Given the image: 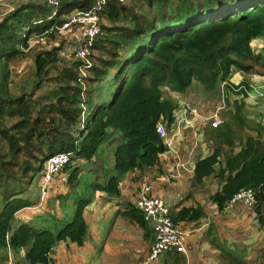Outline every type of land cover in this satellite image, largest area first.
Returning a JSON list of instances; mask_svg holds the SVG:
<instances>
[{
  "label": "trees",
  "instance_id": "1",
  "mask_svg": "<svg viewBox=\"0 0 264 264\" xmlns=\"http://www.w3.org/2000/svg\"><path fill=\"white\" fill-rule=\"evenodd\" d=\"M43 1L0 14V250L4 260L10 249L18 253L30 246L25 264H47L60 240L83 242L87 226L82 212L91 201L83 196L84 187L116 193V176L98 185L99 178H90L100 175L96 157L102 144L115 146L116 175L140 168L162 150L155 125L159 116L171 120L174 110L156 94L166 76L182 91L203 71L206 77L221 73L223 79L233 66L246 71L248 65L238 57L250 58L251 40L264 32L258 16L264 0H107L101 14L110 24L100 23L86 57L90 63L75 60L64 70L65 79L75 83L67 86L70 93L47 101L36 96L39 82L29 93L11 92L9 62L23 55L33 35L55 33L73 10L89 11L94 1ZM60 48L34 55L37 78L54 64ZM240 110L241 105L233 116L242 123ZM214 136L218 145L222 139L234 143L233 134L216 131ZM58 155L66 157L61 170L74 191L61 197L66 201L63 215L51 218L49 226L23 223L12 230L14 213L36 205L28 188L39 180L40 187L38 171ZM226 171L220 176L227 182L215 194L219 208L248 189L256 195L262 219L264 142L250 138L236 156L226 158Z\"/></svg>",
  "mask_w": 264,
  "mask_h": 264
},
{
  "label": "crops",
  "instance_id": "2",
  "mask_svg": "<svg viewBox=\"0 0 264 264\" xmlns=\"http://www.w3.org/2000/svg\"><path fill=\"white\" fill-rule=\"evenodd\" d=\"M232 74L229 82L238 83L239 72L232 71ZM244 84L249 87L245 95H239L244 103L240 110L244 122H226L223 127L218 125L212 129L209 117L194 108L193 115L185 113L182 121H179L182 117L179 114L171 120L159 116L155 133L162 141V150L156 151L155 159L141 164L140 168L116 175L115 146L102 144L104 150L102 148L99 153H105L109 170L106 172L103 164L100 175L90 178L92 181L99 178L94 182L98 185L116 176L117 191L108 193L84 187L83 196L91 198L82 212L87 226L84 240L81 244L58 241L52 248V251L55 248L56 255L49 256L47 264H143L155 241L154 228L136 207V197L143 184L150 186V195L165 201L169 216L184 231L188 248L187 253H162L148 264H264V217L259 220L261 214L257 213L256 201L251 208L240 199L231 204L228 201L219 208L215 196L227 182L220 176L221 170L225 171L224 175L228 174L226 158L236 156L250 138L264 142V73L263 76L252 75ZM227 93L229 103L226 109L232 118H236L233 116L238 113L233 101L236 95ZM183 102L179 99L175 102V113L181 112ZM252 102H255L253 108L249 107ZM219 110L217 107L214 112ZM249 114L253 115V122L249 121ZM158 124L164 126L163 137L157 132ZM250 124H254V129H261L263 134L252 130ZM236 130L239 131L235 133ZM216 131L233 134L234 143L237 142L234 146V143L229 145L222 139V144L232 150L224 156L221 145L216 142L214 149L211 145ZM40 175L42 173L39 179ZM62 175L65 177L66 174L62 172ZM59 181H56V187L60 186ZM37 204L25 209L37 210Z\"/></svg>",
  "mask_w": 264,
  "mask_h": 264
},
{
  "label": "rangeland",
  "instance_id": "3",
  "mask_svg": "<svg viewBox=\"0 0 264 264\" xmlns=\"http://www.w3.org/2000/svg\"><path fill=\"white\" fill-rule=\"evenodd\" d=\"M32 1H40L44 2L43 0H32ZM93 6H95V11L100 19V23L104 25H109L110 21L106 19L102 14L104 10V4L107 3V0H93ZM125 2V0H120ZM31 2V0H0V14H3L4 10L9 12L15 6H18L22 3ZM106 2V3H105ZM92 6V7H93ZM77 10H73L70 13V17L76 12ZM82 11V10H78ZM87 12V11H86ZM102 13V14H101ZM260 19L264 21V10L258 15ZM29 45L27 48H24L23 55L19 57L13 58L9 62V81H10V90L12 93H21L31 92L34 87L36 86V82H39V86L36 89V96L41 99L46 98L47 101L49 99H54L56 95L63 93L69 94L70 91L67 88L68 85L73 86L75 83H70L64 77V70L71 66V64L75 60H80L86 64L90 63V59L81 58L75 56L74 53V40L70 32L66 30H62L61 26L56 29L55 33L52 32L49 35H33L29 40ZM61 47L60 50H57V58L54 64L45 71L44 75L41 78H37L35 75V66H34V55L37 52L43 51H50L52 48ZM250 58H241L238 57V60L242 62L243 65H248L246 71L240 70L237 66H233L230 69L228 77L223 79L222 74L214 77H206L205 71L201 73L199 76H195L192 79V83L189 87L184 90H179L175 86L174 82L170 81L169 78L166 76L164 81L159 83L156 88V94L159 100L164 104L168 103L171 106H175V102L177 100H183L185 104L181 103L183 107L187 106L191 109H196L198 113L207 115L209 117V126L211 127V122L213 115H217L220 119L219 127H223L226 122H237L241 123V119L232 118V116L227 111V105L229 100L227 98V91L236 95L235 105H243L244 103L240 101L241 97L240 94H244L249 90L248 85H245L246 79L252 77V75L263 76L264 73V32L251 40L250 43ZM213 71V70H212ZM232 71H238L241 78L240 80L236 81L238 83H232L237 85V87H230L229 78L232 77ZM78 72L82 76H86V72L84 70H78ZM212 74V72H211ZM232 74V75H231ZM249 76V77H248ZM243 80V81H242ZM240 81V82H239ZM242 85V88H238L239 85ZM251 84H254L253 82ZM85 86V84H84ZM264 88V86H263ZM256 99V96L253 98ZM255 102H252L253 104ZM255 104L250 105L249 107H254ZM178 110L180 106H178ZM220 107V110L214 112V110ZM176 107H174L173 115L176 112ZM244 111V110H243ZM253 115L249 114V121L253 122L252 119ZM223 122V123H222ZM250 128L254 129V124L249 125ZM218 127V128H219ZM213 129V128H212ZM258 130V129H254ZM239 130H236L237 133ZM258 132L263 134L261 129ZM257 132V133H258ZM253 133V132H251ZM210 141V140H209ZM109 144V142H106ZM213 149L216 147V142H212ZM237 145V142L234 143V146ZM101 148H103L101 146ZM236 148V147H235ZM221 149L223 151L222 156L226 155L227 152L232 151L226 144H221ZM104 150V148H103ZM107 152L106 154H108ZM105 153H100L97 155L96 160L99 165L105 164V171L107 172L108 169V162L106 158H104ZM102 161L100 160L101 158ZM109 159V158H108ZM65 163L62 164V166ZM46 165V164H45ZM61 166V167H62ZM45 167V166H44ZM41 171V172H40ZM43 172V169L38 171V175ZM65 179V180H64ZM51 181L47 184H44L46 190L41 193L39 189L38 182L36 185L29 187L28 192L32 191V198L35 200L34 204L39 205L37 210L34 209H20L13 215V223H12V230L16 229L19 225L23 223L30 224L32 226H37V222H40L38 226L50 225L51 218H56L63 213V207L66 201L62 203L61 197L63 199L66 195H73L74 191H72V187L67 184L66 178L62 175V170L59 168L54 176L50 179ZM60 180V186L56 187V181ZM64 180V181H62ZM41 184V183H40ZM41 186V185H40ZM52 187V189H51ZM56 187V188H55ZM74 187V186H73ZM40 197V201H39ZM65 200V199H64ZM39 201V202H38ZM37 202V203H36ZM48 203V204H47ZM36 206V205H34ZM69 210V209H67ZM68 211H66L67 213ZM39 215V216H38ZM62 215V214H61ZM33 218H30L32 217ZM61 226V224L59 225ZM11 230V231H12ZM30 249V246L21 247L18 249V253L13 252L10 249V252L6 255V258L3 260V250H0V264H25L24 255L27 250ZM55 249V248H54ZM51 250L48 256H55L56 251ZM9 255V256H8ZM50 258V257H49Z\"/></svg>",
  "mask_w": 264,
  "mask_h": 264
},
{
  "label": "built area",
  "instance_id": "4",
  "mask_svg": "<svg viewBox=\"0 0 264 264\" xmlns=\"http://www.w3.org/2000/svg\"><path fill=\"white\" fill-rule=\"evenodd\" d=\"M95 6L89 11H76L70 17L68 15L65 21L61 25L62 30H66L71 33L74 40V53L76 56L86 58L90 46L94 41V37L100 30V19L95 11ZM191 113L193 115L194 110L190 107H183L180 113H174L182 115L179 121L185 120L184 114ZM173 115V116H174ZM220 124V119L215 114L213 115L211 127H217ZM157 132L159 136L165 135L164 126L158 124ZM66 157L63 155L55 156L46 163L42 175H41V192L46 190L44 184L51 181L56 171L65 163ZM150 186L147 184L141 185L138 191L136 199V207L141 211L143 217L152 225L155 231V241L149 252L148 258L143 264L155 260L162 253L175 252V253H187L188 248L186 246L184 231L179 229L169 216V209L165 201L159 197L150 195ZM254 192L248 189H240L235 196L230 200V204L235 200L240 199L246 207L251 208L255 203Z\"/></svg>",
  "mask_w": 264,
  "mask_h": 264
}]
</instances>
